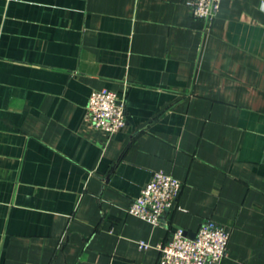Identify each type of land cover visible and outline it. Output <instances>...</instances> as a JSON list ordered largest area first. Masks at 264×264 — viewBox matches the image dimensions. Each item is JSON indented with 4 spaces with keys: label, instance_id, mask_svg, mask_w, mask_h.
Here are the masks:
<instances>
[{
    "label": "crops",
    "instance_id": "0c3cea01",
    "mask_svg": "<svg viewBox=\"0 0 264 264\" xmlns=\"http://www.w3.org/2000/svg\"><path fill=\"white\" fill-rule=\"evenodd\" d=\"M159 171L183 187L155 227L128 208ZM207 220L221 264H264V0H0V264H158Z\"/></svg>",
    "mask_w": 264,
    "mask_h": 264
},
{
    "label": "built area",
    "instance_id": "2783aa9c",
    "mask_svg": "<svg viewBox=\"0 0 264 264\" xmlns=\"http://www.w3.org/2000/svg\"><path fill=\"white\" fill-rule=\"evenodd\" d=\"M224 0H187L192 16L212 22ZM90 128L109 136L127 125L126 105L119 96L108 89L93 90L86 112ZM183 183L164 172H154L152 180L133 200L128 212L155 227L161 226L165 214L178 201ZM230 233L213 220L205 221L195 237H189L179 228L172 238L159 246L158 264H221L228 254ZM142 249L148 244L140 242Z\"/></svg>",
    "mask_w": 264,
    "mask_h": 264
},
{
    "label": "water",
    "instance_id": "95a60500",
    "mask_svg": "<svg viewBox=\"0 0 264 264\" xmlns=\"http://www.w3.org/2000/svg\"><path fill=\"white\" fill-rule=\"evenodd\" d=\"M196 235V234H195ZM195 235H194V237H195ZM193 238V237H192Z\"/></svg>",
    "mask_w": 264,
    "mask_h": 264
}]
</instances>
